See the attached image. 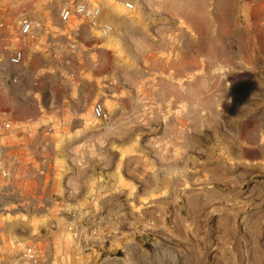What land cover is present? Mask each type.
I'll use <instances>...</instances> for the list:
<instances>
[{"label": "crops", "instance_id": "crops-1", "mask_svg": "<svg viewBox=\"0 0 264 264\" xmlns=\"http://www.w3.org/2000/svg\"><path fill=\"white\" fill-rule=\"evenodd\" d=\"M220 1L105 0L94 23L63 24L43 12L33 19L23 63L6 62L0 70L10 69L14 78L10 148L32 175L34 201L45 198L48 211L76 215L81 227H128L129 216L119 213L134 209L129 201L121 208L118 199L134 196L136 179L144 181L152 165L181 170L184 126L197 134L201 118L213 146L240 155L253 98L220 88L224 80H199L204 34L198 23L209 26L208 6ZM126 2L134 4L132 11L124 9ZM104 24L113 28L105 38L99 30ZM97 104L108 121L95 117ZM194 141L197 147L198 136ZM14 190L20 197L27 184ZM100 211L108 215L96 218Z\"/></svg>", "mask_w": 264, "mask_h": 264}, {"label": "rangeland", "instance_id": "rangeland-1", "mask_svg": "<svg viewBox=\"0 0 264 264\" xmlns=\"http://www.w3.org/2000/svg\"><path fill=\"white\" fill-rule=\"evenodd\" d=\"M208 9L214 19L198 23L199 80H224L220 88L253 98L240 155L213 146L201 118L197 134L184 126L181 170L152 165L144 181L136 179L134 196L118 199L123 209L130 202L134 212L119 215L132 223L110 230L81 227L76 215L48 211L45 198L34 201L32 175L9 146L2 152L11 177L0 179V264H264V0H225ZM9 71L0 70V106L15 114ZM18 184H27L20 197Z\"/></svg>", "mask_w": 264, "mask_h": 264}, {"label": "built area", "instance_id": "built-area-1", "mask_svg": "<svg viewBox=\"0 0 264 264\" xmlns=\"http://www.w3.org/2000/svg\"><path fill=\"white\" fill-rule=\"evenodd\" d=\"M105 0H0V64L9 63L20 66L24 61V49L33 31V19L43 12L45 18L58 15L63 24L77 19L89 23L98 20L103 12ZM134 4L126 2L124 9L132 11ZM103 38L108 37L113 28L109 24L99 27ZM95 117L108 121L101 104L94 108ZM14 123L0 106V179L9 180L11 170L2 159L9 148L8 140L12 139ZM32 250H28L25 258H29Z\"/></svg>", "mask_w": 264, "mask_h": 264}]
</instances>
